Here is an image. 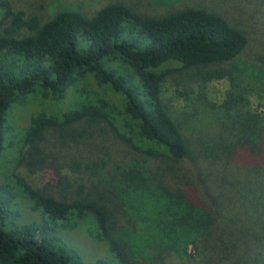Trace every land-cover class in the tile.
Wrapping results in <instances>:
<instances>
[{
	"label": "trees",
	"instance_id": "16d2710c",
	"mask_svg": "<svg viewBox=\"0 0 264 264\" xmlns=\"http://www.w3.org/2000/svg\"><path fill=\"white\" fill-rule=\"evenodd\" d=\"M179 1L149 0L147 12L116 0L86 12L57 0L56 11L41 19L0 0V158L14 155L13 170L32 175L46 167L56 176L51 190L13 170L1 181L0 264H86L47 234L79 227L110 250L91 264H166L163 257L264 264V185L241 188L224 174L215 180L226 167L212 168L264 170V112L247 109L264 70L240 59L248 44L243 29L216 10ZM257 60L264 64V54ZM233 61L239 66L231 70ZM177 75L188 84L202 78L196 99L211 79L227 78L230 87L218 108L209 105L211 113L201 102L180 109L163 97ZM37 90L41 109L10 132L7 111ZM176 91L185 100L190 92ZM67 98L73 104L64 111ZM187 161L193 179L180 170ZM216 181L224 187L214 195ZM200 185L214 206L202 201ZM16 191L41 211L39 221L8 223ZM236 197L245 214L233 211Z\"/></svg>",
	"mask_w": 264,
	"mask_h": 264
},
{
	"label": "rangeland",
	"instance_id": "374dc122",
	"mask_svg": "<svg viewBox=\"0 0 264 264\" xmlns=\"http://www.w3.org/2000/svg\"><path fill=\"white\" fill-rule=\"evenodd\" d=\"M13 4L14 8L21 9L25 12L26 15H38L41 19H46L50 17L56 10V6H58L57 0H10ZM61 1V0H60ZM64 2V0H62ZM72 2L76 3L81 9L86 12H90L91 10L100 7L101 5L116 0H71ZM138 9L150 12L149 0H124ZM62 2V4H63ZM264 0H180L178 2V6H198L201 8L216 10L227 18H229L233 23H235L239 28L243 29L247 36H248V44L246 49L240 55V59L246 60L248 62H253L257 64V66H261V71L264 70V64L257 60L259 54H264V16L262 14V7H263ZM261 5V6H260ZM238 62H230L228 63L229 68L232 70L233 67L236 69L239 66ZM186 75H184L185 77ZM194 82L189 83V81L181 79L178 75L176 77H170L166 83L164 84L163 90V97L164 100L167 102H171L173 107H179L188 109V107H192L193 105L198 104L199 102L205 104V112H209V105H217L218 106L223 103L226 98V91L230 87V81L227 78H214L206 83L203 84L200 89H202L203 95L196 99L194 97V92L198 91V85L202 78L199 76L196 77ZM244 84H247L244 81ZM176 89H187L189 90V94L187 95V99L183 98H176L177 91ZM42 92L35 91L30 93L26 96V99L22 102L14 103L10 109L7 111L6 114V125L10 126L8 128L10 132L15 133L17 128H21L28 123L31 114H35L38 112L37 110L41 109V106L44 103V100L41 98ZM247 100L249 104L250 110L256 112H264V79L261 84V88L258 90L251 91V94L247 95ZM65 106L62 107V110L65 111L67 105L73 104L72 99H65L64 102ZM243 110L239 111L245 112L246 107H241ZM198 110L201 111L200 105L198 106ZM216 122V121H214ZM211 124V122H209ZM217 122L215 123L216 127ZM217 132V127H216ZM228 136V135H227ZM5 137V134H4ZM226 137V136H225ZM17 138L15 137L14 143L15 145ZM13 141V140H12ZM91 151V148H89ZM83 155H87L89 152L86 151L84 148L81 150ZM14 155H8L5 158H0V183L5 177V175H10L13 170V160ZM10 164V167H9ZM201 164V163H200ZM191 162H185L181 167L180 170L183 173H187L193 179L196 176V173L192 170ZM203 170H210L207 165L201 164ZM206 166V168H205ZM223 168L226 167L225 172L224 170H219L218 179L221 174L230 177L231 181L234 185H239L243 187L245 186H255L259 189H263L264 185V170L263 169H256L247 166H238V165H222L216 164L212 166V168ZM13 172L22 175L27 179V181L32 184L36 188H46V189H54V184L56 182V176L54 175L52 169L44 168L37 171L34 174H28L26 170L19 166L15 167ZM63 172L69 173V170H64ZM9 179L14 180V177H10ZM211 185V184H209ZM223 185L220 184L219 181H216V190L213 191V194L219 193L223 191ZM200 191L202 193V201L208 203L211 207L214 206V202H212L211 197L213 195L210 193L207 187L204 185H200ZM230 191H224L223 195L229 196ZM208 194L210 196H208ZM11 200L9 202V209H10V216L9 222L10 224L14 223L16 226H21L24 224H29L30 222H37L41 218L40 210H34L30 204L31 202L26 201L27 199L23 198L20 194L14 193L11 195ZM242 202L241 199L238 197L235 198V208H233L234 212H240L245 214L247 209L245 210V206H240ZM229 209L226 211L228 213L232 212V208L229 205ZM227 213V214H228ZM40 218V219H39ZM77 230L73 229V231H48L49 234L55 241L61 239L72 247H74L80 254L82 260L86 264H91L97 258L107 256L110 252L108 246L105 242L96 241L90 238L83 230L76 228ZM153 232V231H152ZM54 242V241H53ZM209 250V247H205V253ZM108 252V254H106ZM156 251L152 250L147 254L148 257L152 258ZM188 253L192 255L195 259H198L200 255L195 251L194 248L189 247ZM163 259V260H162ZM159 258L160 261H163L166 264H186L187 260H183V258ZM172 261L171 263H169Z\"/></svg>",
	"mask_w": 264,
	"mask_h": 264
}]
</instances>
